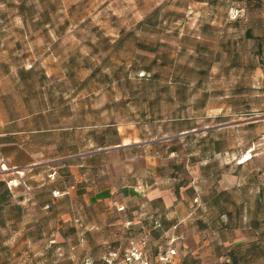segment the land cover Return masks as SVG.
<instances>
[{"label":"rangeland","instance_id":"rangeland-1","mask_svg":"<svg viewBox=\"0 0 264 264\" xmlns=\"http://www.w3.org/2000/svg\"><path fill=\"white\" fill-rule=\"evenodd\" d=\"M0 96L40 164H0V264L100 260L155 217L186 264H264V0H0Z\"/></svg>","mask_w":264,"mask_h":264},{"label":"built area","instance_id":"built-area-1","mask_svg":"<svg viewBox=\"0 0 264 264\" xmlns=\"http://www.w3.org/2000/svg\"><path fill=\"white\" fill-rule=\"evenodd\" d=\"M161 226V220L155 217L149 224L141 226L140 235L132 239L125 249L110 248L99 261H96L92 255L85 254L80 257L79 262L80 264H181L180 251L176 243L177 225L171 227L172 235L167 234L170 230L164 232L167 237L165 247H160L156 253H153L151 246L153 231Z\"/></svg>","mask_w":264,"mask_h":264},{"label":"crops","instance_id":"crops-1","mask_svg":"<svg viewBox=\"0 0 264 264\" xmlns=\"http://www.w3.org/2000/svg\"><path fill=\"white\" fill-rule=\"evenodd\" d=\"M12 109L13 108L10 103V97L0 96V164H2L3 161L4 162L6 161V163L10 166H20L21 168H23V166L27 167L28 165L32 164V166L37 167L40 164H37L34 161L29 160L30 153L28 149L24 146V143L21 140H18L17 137L14 136L17 133H23L24 131L12 128L11 124L14 122V120L11 119V114L13 112ZM19 159L21 161H19ZM0 176H1V173H0ZM1 179L3 178L0 177V180ZM142 196L143 197L146 196L149 201L162 198L166 207H170V204H172L171 203L172 200L171 201L168 200L169 195L168 194L163 195L159 189H151L147 191L146 194L142 193ZM125 198H130V193L125 194ZM167 230L172 231L171 228ZM176 235L178 236V234ZM178 239H179V236H178ZM179 251H180V248H179ZM180 261H181V264H183V254L182 253H180Z\"/></svg>","mask_w":264,"mask_h":264},{"label":"trees","instance_id":"trees-1","mask_svg":"<svg viewBox=\"0 0 264 264\" xmlns=\"http://www.w3.org/2000/svg\"><path fill=\"white\" fill-rule=\"evenodd\" d=\"M142 24H143V23L140 22V25H142ZM4 185H5V182H4L3 180H0V188H1V187H4V192H5V193H10L8 187H5ZM1 199L4 200V199H5V196H4V195L0 196V200H1ZM17 208H18L19 210H21V206H18ZM161 224H162V226H161L159 229H156V230H159V231L162 232V234H164V232H165L167 229L165 228V226H164L162 220H161ZM154 231H155V230H154ZM154 231H153V232H154ZM113 249H114V248H113ZM93 258H94V257H93ZM94 259H95V258H94ZM95 260H96V259H95ZM96 261H99V260H96ZM183 264H186L184 258H183Z\"/></svg>","mask_w":264,"mask_h":264}]
</instances>
